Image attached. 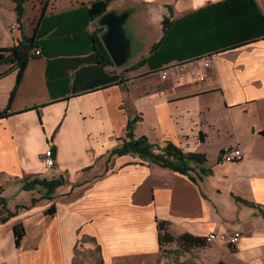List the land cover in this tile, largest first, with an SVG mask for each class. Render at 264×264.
<instances>
[{"label":"crops","instance_id":"crops-1","mask_svg":"<svg viewBox=\"0 0 264 264\" xmlns=\"http://www.w3.org/2000/svg\"><path fill=\"white\" fill-rule=\"evenodd\" d=\"M94 1L26 0L19 19L16 0H0V58L23 36L37 43L10 106L18 69L0 63V194L12 210L29 206L0 223V264H75L85 236L101 262L83 264H166L158 220L175 234L242 233L234 246L193 248L181 264H264V216L235 198L264 205V159H256L264 150L255 140L264 137V0H109L107 10L128 14L121 67L104 45L101 16L90 12ZM178 63L161 77L159 69ZM130 120L137 137L172 141L207 162H191L190 176L112 154ZM229 145L243 158L221 171ZM49 147L52 168L42 159ZM34 177L64 183L52 199L38 187L15 202ZM17 223L26 229L20 245Z\"/></svg>","mask_w":264,"mask_h":264},{"label":"trees","instance_id":"trees-1","mask_svg":"<svg viewBox=\"0 0 264 264\" xmlns=\"http://www.w3.org/2000/svg\"><path fill=\"white\" fill-rule=\"evenodd\" d=\"M25 1L26 0H16V12L18 18L21 19L25 15ZM109 0H98L94 1L91 5L90 12L94 17L101 16L107 11L109 6ZM37 43L33 37L23 36L18 44L10 48V53L7 56L0 58V63H12L15 68L18 69L17 83L11 92L9 99V106L12 103L18 84L21 81L23 71L27 65L29 58L32 56V51L36 48ZM104 55L106 52L101 50ZM5 114L7 112H4ZM135 120H130L127 126V135L123 139V142L119 147L112 151V154L123 155V154H137L142 160L155 163L159 166L172 169L183 174L190 175L191 170L194 167L191 162L197 164H205L207 162V156L203 153L198 152H185L183 148L178 146L172 141H165L164 143H153L147 136L137 137L134 133ZM212 168H202V172L212 173ZM191 176V175H190ZM64 183L63 178H40L34 177L32 179L26 180L23 184L24 190H33L38 187L44 189V193L41 198L52 199L55 190ZM41 198H32V204H35ZM236 200L242 202L248 206L258 208L261 214L264 216V205L260 203H255L249 201L240 196H235ZM28 205L18 204L16 209L12 210L8 201L5 197L0 194V223L7 222L11 217L15 216L19 209L28 208ZM56 212V207L51 205L47 210V214H54ZM15 229V239L16 244L20 245L23 237L26 234V229L22 223H17L14 227ZM159 229V242L160 247L165 244L176 243L177 250L181 252H190L193 248L204 247L208 241L206 237L194 236L189 233L175 234L171 229V223L166 220H158ZM87 239L95 241L92 237H83L82 242ZM232 246V245H230ZM100 251V247H99ZM81 258V253L77 251V257L75 264H83ZM101 262V257L98 261Z\"/></svg>","mask_w":264,"mask_h":264},{"label":"built area","instance_id":"built-area-1","mask_svg":"<svg viewBox=\"0 0 264 264\" xmlns=\"http://www.w3.org/2000/svg\"><path fill=\"white\" fill-rule=\"evenodd\" d=\"M18 26L17 22H13L11 27L15 28ZM2 52V51H1ZM41 51L39 49H37L35 51L34 54H40ZM3 54V52H2ZM204 67H209L212 65V60L210 58H207L204 62ZM181 66V63L178 64H173V65H165L164 67H162L161 69H159V73L161 74V77L163 79L167 78L170 74L171 71L174 68H177ZM197 74L199 76H201V78L204 77L202 71H197ZM222 159L223 161H228V162H237L242 160L243 158V151L239 146H233V145H229V146H225L222 149V153H221ZM42 159L43 162L45 164L46 167L48 168H52L56 165L57 160H56V156H55V150L53 147H49L48 149H46L44 151V153L42 154ZM242 237V233L239 231H234V232H212L209 235H207V239L208 241H220L223 243H226L228 245H236L239 240Z\"/></svg>","mask_w":264,"mask_h":264},{"label":"water","instance_id":"water-1","mask_svg":"<svg viewBox=\"0 0 264 264\" xmlns=\"http://www.w3.org/2000/svg\"><path fill=\"white\" fill-rule=\"evenodd\" d=\"M127 17V13L117 14L112 10H107L100 17L101 24L106 27L102 34L104 45L118 67L129 62L130 42L124 28Z\"/></svg>","mask_w":264,"mask_h":264},{"label":"rangeland","instance_id":"rangeland-1","mask_svg":"<svg viewBox=\"0 0 264 264\" xmlns=\"http://www.w3.org/2000/svg\"><path fill=\"white\" fill-rule=\"evenodd\" d=\"M228 138H230V137H228ZM255 140H257L256 144L260 145V148L257 149V147H256V151L259 152L262 149L264 150V137L259 136ZM258 154L256 155V159L258 161H259V159L263 160L264 156L258 157ZM261 154H263V153H261ZM226 162H228V161H224L225 164L223 166L219 167V169L221 171H224L226 169V165L228 166V168L231 167V164H229L230 162H228V163H226ZM35 193L38 194V190ZM31 197H32V193L30 191L25 190L21 194L16 193V195L14 197H12V199L15 202H17V201L28 202L31 200ZM79 251L81 253V258L79 260H82V263L96 262L100 259L99 246L97 245V243L95 241H92L91 239H87L86 241H84V245L81 248H79ZM185 255L186 254L184 252L177 250L176 243L165 244L161 249L159 261H164L166 264H181V263H183L181 261V259ZM186 261L190 264L191 258H187Z\"/></svg>","mask_w":264,"mask_h":264}]
</instances>
